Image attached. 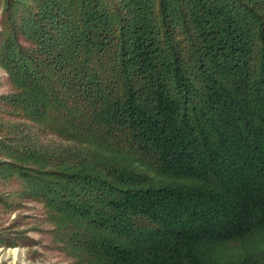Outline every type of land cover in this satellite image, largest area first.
<instances>
[{
	"label": "trees",
	"instance_id": "trees-1",
	"mask_svg": "<svg viewBox=\"0 0 264 264\" xmlns=\"http://www.w3.org/2000/svg\"><path fill=\"white\" fill-rule=\"evenodd\" d=\"M0 29L12 106L61 141L1 164L92 260L264 264V0H0Z\"/></svg>",
	"mask_w": 264,
	"mask_h": 264
},
{
	"label": "rangeland",
	"instance_id": "rangeland-1",
	"mask_svg": "<svg viewBox=\"0 0 264 264\" xmlns=\"http://www.w3.org/2000/svg\"><path fill=\"white\" fill-rule=\"evenodd\" d=\"M18 93L0 66V164H14L31 174L30 170L39 167L35 164L37 159L28 154L56 147L61 141L25 119L24 112L12 106L11 99ZM3 164L0 165V264H100L80 247L81 237L89 228L49 207L26 175L9 171V166Z\"/></svg>",
	"mask_w": 264,
	"mask_h": 264
}]
</instances>
